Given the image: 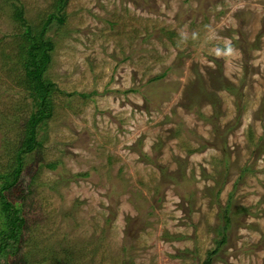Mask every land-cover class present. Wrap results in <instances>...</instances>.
<instances>
[{
	"label": "rangeland",
	"instance_id": "1",
	"mask_svg": "<svg viewBox=\"0 0 264 264\" xmlns=\"http://www.w3.org/2000/svg\"><path fill=\"white\" fill-rule=\"evenodd\" d=\"M52 14V116L0 264H264V0H0V175L36 110L28 32Z\"/></svg>",
	"mask_w": 264,
	"mask_h": 264
},
{
	"label": "trees",
	"instance_id": "2",
	"mask_svg": "<svg viewBox=\"0 0 264 264\" xmlns=\"http://www.w3.org/2000/svg\"><path fill=\"white\" fill-rule=\"evenodd\" d=\"M63 5L62 3V6ZM23 14L24 13L21 12V14L18 15V20H24ZM57 14L49 16L39 41L35 37H32L31 29L28 32L30 42L28 44L25 69L26 77L31 85L33 96H35L36 99V110L22 127V133L18 134L19 149L17 151L16 164L13 171L0 175V178L5 180L0 186V220H2L0 224V258H9L11 255L17 256L24 238L23 233L27 225L25 209L27 207V200H29L27 198L32 193V182H30L28 186H25L23 182L19 183L18 180L24 168L23 157L27 154H34L42 148L43 142L37 140L38 127L52 116L54 84L51 81L45 80L44 75L52 59L50 53L54 50V43L45 41L44 33L53 19H57L61 23L64 22V17H58ZM217 82L218 85H220V88L217 89H225L231 92L232 86L231 84L225 83L224 78L221 77ZM209 95L213 101L216 100V93H209ZM216 101H219V99ZM189 106L192 107V110L197 107V105L194 107L193 105ZM214 106L215 113L218 114L220 104L214 102ZM51 168H55V165H52ZM24 191H26V195L23 194ZM13 192L15 195L14 197L11 196ZM225 220L227 221V227L221 232L224 235L221 243L227 241L225 232L231 225L229 217H225ZM210 256L203 264L213 263L212 257ZM51 260L52 262H59L61 258ZM5 264H9V260Z\"/></svg>",
	"mask_w": 264,
	"mask_h": 264
}]
</instances>
